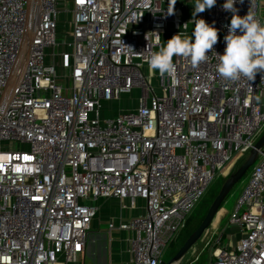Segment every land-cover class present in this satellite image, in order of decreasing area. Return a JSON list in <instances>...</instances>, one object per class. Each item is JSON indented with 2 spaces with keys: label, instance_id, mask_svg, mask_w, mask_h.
Wrapping results in <instances>:
<instances>
[{
  "label": "built area",
  "instance_id": "1",
  "mask_svg": "<svg viewBox=\"0 0 264 264\" xmlns=\"http://www.w3.org/2000/svg\"><path fill=\"white\" fill-rule=\"evenodd\" d=\"M224 3L188 18L172 0H0V264L75 262L95 202L110 197L144 201L108 224L132 234L125 264H161L214 177L264 132V72H217L233 16ZM234 8L264 24L262 0ZM194 19L218 29L208 61L173 57L175 78L152 71L146 57L192 34ZM133 90L134 109L103 113ZM256 161L233 233L205 264H264V149Z\"/></svg>",
  "mask_w": 264,
  "mask_h": 264
},
{
  "label": "clouds",
  "instance_id": "2",
  "mask_svg": "<svg viewBox=\"0 0 264 264\" xmlns=\"http://www.w3.org/2000/svg\"><path fill=\"white\" fill-rule=\"evenodd\" d=\"M172 3L174 6L176 0H172ZM215 4L216 0H195L193 17L211 9ZM234 4L235 0H225L223 5L224 10L233 12V16L228 34L224 37V53H215L218 60L216 68L225 81L235 82L242 78L253 81L258 73L264 72V24L250 13L245 16L237 15ZM192 22L195 27L191 35L181 32L173 35L166 43L159 45L158 50L146 57V63L152 71H158L161 77L167 75L175 78L176 66L173 57L187 59L193 66L208 61L207 53L215 52L218 29L204 19H194ZM184 27L187 28V24ZM255 99L259 102L260 96Z\"/></svg>",
  "mask_w": 264,
  "mask_h": 264
},
{
  "label": "rangeland",
  "instance_id": "3",
  "mask_svg": "<svg viewBox=\"0 0 264 264\" xmlns=\"http://www.w3.org/2000/svg\"><path fill=\"white\" fill-rule=\"evenodd\" d=\"M176 1L186 5L184 15L188 18H192L195 0ZM261 11L264 15V0H262ZM193 30L194 27L191 26L189 31L192 32ZM138 95L139 92L137 90H133L129 93L123 94L118 100L108 103L105 106L103 113L105 115H113L122 110L134 109L137 106ZM246 156L231 163L227 167L223 175H216L214 177L206 195L189 215L187 227L185 229H182L178 233L176 238L167 246L163 255L164 261H168L176 254L178 249L187 239L189 232L192 231L202 221L214 198L219 193L226 178L230 175V173L234 172L243 163ZM254 164L229 192L211 225L204 231L197 242L176 264H205L206 261L211 257L212 250L216 247L218 238L222 237V239H226L229 235H231V233H233V230L228 225V216L229 213L233 210L238 198L241 196L243 189L248 184Z\"/></svg>",
  "mask_w": 264,
  "mask_h": 264
},
{
  "label": "crops",
  "instance_id": "4",
  "mask_svg": "<svg viewBox=\"0 0 264 264\" xmlns=\"http://www.w3.org/2000/svg\"><path fill=\"white\" fill-rule=\"evenodd\" d=\"M99 208L93 219L84 251L75 262L69 264H125L131 257V232L117 226L108 229L113 221L116 225L144 211V201L120 200L114 197L99 198Z\"/></svg>",
  "mask_w": 264,
  "mask_h": 264
},
{
  "label": "water",
  "instance_id": "5",
  "mask_svg": "<svg viewBox=\"0 0 264 264\" xmlns=\"http://www.w3.org/2000/svg\"><path fill=\"white\" fill-rule=\"evenodd\" d=\"M264 148V132L254 143L253 147L249 151L243 163L224 181L219 193L214 198L208 211L198 227L187 237L181 247L178 249L176 254L168 261H161V264H176L182 257L189 251V249L197 242L202 236L204 231L211 225L215 215L218 213L223 201L232 190L234 185L247 173L250 167L256 162L259 152Z\"/></svg>",
  "mask_w": 264,
  "mask_h": 264
},
{
  "label": "trees",
  "instance_id": "6",
  "mask_svg": "<svg viewBox=\"0 0 264 264\" xmlns=\"http://www.w3.org/2000/svg\"><path fill=\"white\" fill-rule=\"evenodd\" d=\"M188 219H189V217H188ZM188 219H187V222H186L185 227H184L183 229H185V228L187 227ZM199 224H200V223H199ZM199 224H198V225H199ZM198 225H197L192 231L189 232V235H190V234H191V233H192V232L198 227ZM189 235H188V236H189Z\"/></svg>",
  "mask_w": 264,
  "mask_h": 264
},
{
  "label": "bare ground",
  "instance_id": "7",
  "mask_svg": "<svg viewBox=\"0 0 264 264\" xmlns=\"http://www.w3.org/2000/svg\"><path fill=\"white\" fill-rule=\"evenodd\" d=\"M216 215H217V214H216ZM216 215H215V217H216ZM215 217H214V218H215ZM213 220H214V219H213Z\"/></svg>",
  "mask_w": 264,
  "mask_h": 264
}]
</instances>
